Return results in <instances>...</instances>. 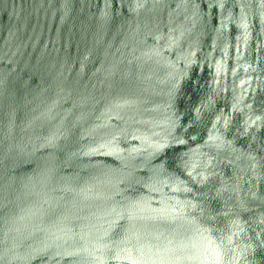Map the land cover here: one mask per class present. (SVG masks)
<instances>
[{
    "label": "water",
    "instance_id": "95a60500",
    "mask_svg": "<svg viewBox=\"0 0 264 264\" xmlns=\"http://www.w3.org/2000/svg\"><path fill=\"white\" fill-rule=\"evenodd\" d=\"M0 264H264V0H0Z\"/></svg>",
    "mask_w": 264,
    "mask_h": 264
}]
</instances>
